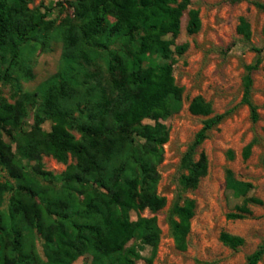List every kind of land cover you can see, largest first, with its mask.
<instances>
[{
	"label": "trees",
	"instance_id": "obj_1",
	"mask_svg": "<svg viewBox=\"0 0 264 264\" xmlns=\"http://www.w3.org/2000/svg\"><path fill=\"white\" fill-rule=\"evenodd\" d=\"M31 2L0 0V80L11 82L19 95L14 103L0 95V264H74L85 254L93 264H137L142 255L136 241L155 253L162 233L156 216L139 213L166 205L157 191L158 165L170 133L165 120L180 110L183 93L172 59L175 51L182 54L188 47L173 49L166 36L180 32L190 0H75L74 20L64 32L62 69L24 91L22 80L35 76L29 54L46 45L57 27L43 6L32 8ZM254 4L264 10L263 2ZM188 14L187 29L195 33L201 27L199 10ZM237 30L251 36L246 17ZM254 68L247 66L242 102L256 122ZM29 107L34 122L27 129ZM212 108L201 95L189 106L202 115L212 114ZM230 113L208 117L182 156L180 192L167 217L181 250L187 248L196 208L184 193L197 188L208 169L199 147ZM48 119L56 123L45 131L42 124ZM5 135L17 142L16 151ZM251 146H245L246 157ZM70 153L77 162L65 171L44 169V154L67 162ZM229 155L234 156L232 150ZM24 160L35 162L32 171ZM225 183L244 197L229 218H245L251 213L249 202L262 203L249 195L253 184L238 179L232 169ZM35 236L43 240L46 259L37 252ZM220 239L233 249L245 243L244 236L228 231ZM262 256L264 242L246 264H258Z\"/></svg>",
	"mask_w": 264,
	"mask_h": 264
},
{
	"label": "rangeland",
	"instance_id": "obj_2",
	"mask_svg": "<svg viewBox=\"0 0 264 264\" xmlns=\"http://www.w3.org/2000/svg\"><path fill=\"white\" fill-rule=\"evenodd\" d=\"M74 1L33 0L30 3L32 8L43 6L57 27L51 32L46 45H38L29 54L35 76L31 80H22L24 91H33L62 69L66 50L64 32L69 22L74 20ZM255 1L264 3V0H190L182 16L180 32L176 36H166L173 40V49L177 45L188 44L184 53L175 51L172 59L175 82L183 88L182 107L165 120L170 133L164 144V159L158 165L160 180L157 191L166 198V205L157 212L147 207L139 213L142 216H156L162 230L160 241L155 253L151 246L136 241L142 255L137 264H246L247 256L264 242V10L258 8ZM192 8L199 10L201 18V27L195 33L187 29L188 13ZM242 16L250 23L249 38L237 30ZM248 65L255 66L252 72V100L259 111L256 122L251 118L249 105L242 102ZM0 95L11 103L19 98L13 84L2 80ZM198 95L211 102L212 114H194L190 111V103ZM29 109L27 129L34 122L32 107ZM227 110H231V113L210 131L209 137L199 147V153L203 151L207 156L208 169L198 187L184 193V197L195 200L196 208L191 218L187 248L181 250L175 244L167 218L180 192L181 159L204 121ZM55 123L46 120L42 124L43 130L50 131ZM73 132L80 137L79 132ZM5 139L12 143L16 151L17 142H13L8 135H5ZM250 143L251 153L246 157L245 146ZM230 150L234 153L233 157L229 155ZM24 162L26 169L32 171L35 162ZM76 162L77 158L71 153L67 162L60 161L53 154L43 155L44 169L54 173H61ZM228 169H232L238 179L253 184L249 195L262 199V203L247 204L251 213L245 218L232 219L228 216L244 202V197L236 196L226 186ZM132 216L135 219L137 213L133 212ZM223 231L244 236V245L237 249L226 245L220 239ZM35 237L37 252L46 259L43 240ZM149 257H153L151 262L147 260ZM262 257L258 264H264ZM92 259L90 254H85L74 264H93Z\"/></svg>",
	"mask_w": 264,
	"mask_h": 264
}]
</instances>
